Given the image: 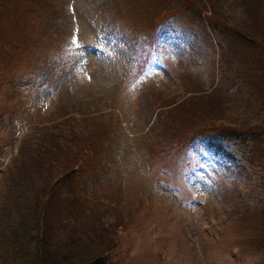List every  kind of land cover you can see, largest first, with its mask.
<instances>
[{
  "label": "rangeland",
  "instance_id": "1",
  "mask_svg": "<svg viewBox=\"0 0 264 264\" xmlns=\"http://www.w3.org/2000/svg\"><path fill=\"white\" fill-rule=\"evenodd\" d=\"M33 1L31 7L28 0L0 2V39L9 40L8 57L12 58L8 66L0 63V123L5 105L15 108L11 125L0 124V193L19 141L28 138L30 143L42 133V126L61 121L63 111L76 119L75 142L103 144L95 160H85L80 184L87 203L82 213L91 204L88 199L99 205H105L106 199L111 203L103 216L81 221L80 234L85 238L97 234L95 241L107 245L113 234L105 251L108 261L264 264V210L255 206L264 207V173L245 163L248 134L240 136L238 146L208 138L196 149V157L184 151L175 157L163 152L155 156L147 150L164 121L171 118L174 101H180L185 91L187 78L183 77L192 76L195 84L204 87L218 77L221 46L210 25L182 13L181 0L166 5L160 0H133L137 12L129 21L134 26L126 27L115 24L113 0ZM217 1L220 9L216 6V10L228 17L222 19L224 25L235 13L231 0ZM208 7L199 9L209 16ZM150 16H164L168 22L158 27V49L140 52L136 58L129 31L137 28L138 34L150 33L138 29ZM222 31L232 34L224 26ZM238 43L224 56L236 65L248 58L237 52ZM259 83L264 84V76ZM5 96L12 98L6 101ZM161 106H168L162 111L169 112L159 111L158 119ZM236 106L255 124L262 122L261 103L250 99ZM79 111L82 117H91V112L97 115L86 120L94 125L91 134L80 127ZM61 155L64 165L74 158L69 150ZM65 178L64 174V184ZM234 206L239 210L229 216ZM243 208L261 216H251ZM104 221L103 229L110 233L102 229Z\"/></svg>",
  "mask_w": 264,
  "mask_h": 264
},
{
  "label": "trees",
  "instance_id": "2",
  "mask_svg": "<svg viewBox=\"0 0 264 264\" xmlns=\"http://www.w3.org/2000/svg\"><path fill=\"white\" fill-rule=\"evenodd\" d=\"M160 1L161 5H166L173 0ZM181 1L182 13H189L194 22L198 21L201 24L205 22L204 25L206 24V27L210 25L211 31L216 33L221 46L218 55L219 75L207 87L201 83L195 84L193 82L195 78L192 76L183 77L187 78L185 91L180 96V101H174L175 110L171 118L164 121L156 140L152 141L151 150L148 148L147 150L155 156H160L157 152H163L167 156L175 157L177 153L180 155L184 151L193 153L196 157L197 147L208 138L214 137L238 146L240 136L248 134L250 145L247 151L243 152L245 163L253 169L260 168L264 173V84L259 83V78L264 76V0H231L235 14L229 18L230 22L224 25L222 19L228 17L216 10V6L220 9L217 0ZM28 4L31 7L34 1L28 0ZM206 4L210 7L206 8L205 12L208 10L210 17L202 8L199 9ZM114 5L117 6L114 8L117 16L115 24L120 27H126L128 23L134 26L129 21V17L137 12L133 0H113V7ZM184 17L188 18L186 14ZM167 22L164 16H150L148 22H142L138 27L145 28L150 33L138 34L137 28L136 32L129 31L132 33L129 34L131 37L129 43L136 58L140 52L158 49L157 30ZM230 24L231 28L228 27ZM215 26H220V29ZM223 26L231 29L232 34L223 33ZM139 36L142 39H139ZM236 40L240 42L237 52L248 57L243 58L238 65L224 58ZM8 41L5 38L0 39V63L7 66L12 61V58L8 57L11 56L7 47ZM145 57H149L148 53H145ZM138 67L137 65L136 68ZM11 98L5 96L4 99L10 101ZM250 99L263 106V120L260 124H255L256 121L244 115H247L245 110H240L236 106L238 101ZM168 106L158 107V119L159 111L168 114L169 111H162ZM5 109L7 115L3 114L4 122L0 124L11 125L13 119L10 114L15 113V108L5 105ZM61 114V121L42 126V133L30 143L28 138L20 140L17 152L6 169L9 177L0 193V264H113L108 261L105 253L107 248H110L109 241L113 235L107 227L103 229L107 221L101 223V226L111 235L108 238V245L101 244L100 241L98 244L94 238L99 239L97 234L88 235L86 238L81 235L84 225L81 221L96 218L97 215L103 216L105 206L108 207L111 203L106 199L105 205H99L95 203L96 200L88 199V203L91 204L84 208L85 215L82 213L83 203H87L85 200L83 202V197L87 199L85 187L80 184L85 172L83 171L85 160H89L90 157L91 160H95L103 144L87 146L81 145L79 141L75 142V139H72V129L76 126V119L63 111ZM91 115L89 118L79 115V120L82 121L80 127L84 130L86 127L89 134L93 131L94 125H89L86 120L96 119L97 116L92 112ZM65 131L68 133L65 134ZM107 133L109 134L108 124L106 138ZM66 150L74 157L68 165H64L60 159ZM71 165L76 171H73V168L68 172ZM86 165L90 166L88 162ZM79 169L82 171L79 172ZM64 174L66 185L63 181ZM117 200L113 199L115 202ZM255 206L264 210V207ZM102 208L103 212L99 214ZM234 209L235 206L229 208V216L239 210ZM243 210L251 216H261L256 210L245 208ZM77 212L82 215L78 216Z\"/></svg>",
  "mask_w": 264,
  "mask_h": 264
}]
</instances>
